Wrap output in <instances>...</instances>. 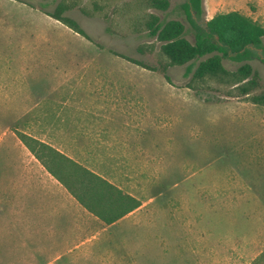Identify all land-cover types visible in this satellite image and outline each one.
Instances as JSON below:
<instances>
[{
  "label": "rangeland",
  "instance_id": "rangeland-1",
  "mask_svg": "<svg viewBox=\"0 0 264 264\" xmlns=\"http://www.w3.org/2000/svg\"><path fill=\"white\" fill-rule=\"evenodd\" d=\"M186 1L162 11L146 0H0V264H60V213L34 217L23 189L10 193L26 166L46 170L18 131L69 152L142 203L112 224L82 209L74 226L111 228L96 243L115 257L95 264H264V233L252 220L209 210L224 199L217 181L237 172L225 105L264 93V44L249 60L259 73L249 96L217 80L190 85L189 64L169 65L147 28L151 14L180 19L194 41ZM204 2L203 26L234 10L264 26V0ZM60 4L90 38L48 14ZM242 63L224 60L233 71Z\"/></svg>",
  "mask_w": 264,
  "mask_h": 264
},
{
  "label": "trees",
  "instance_id": "trees-1",
  "mask_svg": "<svg viewBox=\"0 0 264 264\" xmlns=\"http://www.w3.org/2000/svg\"><path fill=\"white\" fill-rule=\"evenodd\" d=\"M146 1L162 11L171 6V0ZM183 6L195 30L194 41L186 36V25L180 19L163 20L159 15L151 14L147 20L149 35L161 42V51L169 65L189 64V72H193L190 85L193 81L210 79L237 85L242 95L251 93L259 83V73L249 60L260 57L257 50L263 48L264 26L237 10L218 13L203 26L200 19L205 12L204 0H187ZM66 10V6L60 4L54 12L48 14L90 38L77 20L65 15ZM226 58L243 63L233 71L225 66ZM128 59L150 67L133 58ZM163 70L166 78L171 81L168 68L164 66ZM251 100L264 105V93L253 96ZM17 133L36 159L83 207L105 224L118 221L142 204L135 196L126 193L104 176L88 169L51 144L24 132Z\"/></svg>",
  "mask_w": 264,
  "mask_h": 264
},
{
  "label": "crops",
  "instance_id": "crops-1",
  "mask_svg": "<svg viewBox=\"0 0 264 264\" xmlns=\"http://www.w3.org/2000/svg\"><path fill=\"white\" fill-rule=\"evenodd\" d=\"M251 93L242 96L247 97ZM225 108L235 125L236 146L233 154L238 160L234 167L237 168V172L234 173L233 178L217 181L218 195L222 194L224 199L217 203L216 208L209 209L210 205L207 203L206 206L209 210H217L229 218H235L236 212L239 211L241 216L252 220V226L261 234L264 233V105L253 100H235L226 104ZM74 119L80 125L84 121L78 117H73V121ZM59 150L69 155V152L61 148ZM41 165L46 169L45 171L37 164L22 169L17 176L19 181L12 186L10 193L14 198H18L22 188L26 197L24 199L27 205L26 211L32 213L34 217L37 214L41 217L48 213H60V253L55 259H60V264H95L98 260L115 257V254L106 257L99 253V244L96 243L98 235L109 232L111 228L103 227L99 230L86 231L74 226V223L79 224L82 209L87 214H94L83 207L42 163ZM244 202H246L244 207H241ZM202 218L205 219L204 216ZM107 244L108 248L113 247L111 243Z\"/></svg>",
  "mask_w": 264,
  "mask_h": 264
}]
</instances>
